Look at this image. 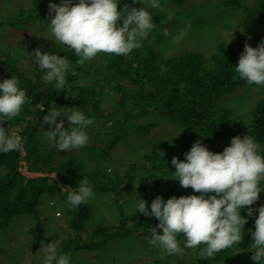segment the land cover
Wrapping results in <instances>:
<instances>
[{
  "label": "trees",
  "instance_id": "trees-1",
  "mask_svg": "<svg viewBox=\"0 0 264 264\" xmlns=\"http://www.w3.org/2000/svg\"><path fill=\"white\" fill-rule=\"evenodd\" d=\"M173 1L179 5L185 0ZM222 2L240 6L238 0ZM243 11V34L233 44L221 42L211 57L197 52L171 57L143 53L138 43L144 44L163 16L154 9H141L122 19L118 30L123 37L114 34L118 25L110 24L109 13L97 14L81 28L70 49L51 53L53 60L74 63L101 49L104 63L92 83L78 82L81 67L51 78L41 63L33 78L18 66L7 65L4 90L25 110L17 122L20 139L12 136L8 143L0 142V228H7L20 215L38 216L40 199L48 195L69 204L70 235L61 243L65 255L94 252L119 237L148 241L158 231L168 230L177 231V238L222 241L211 253L198 252L196 264L225 258L228 264H264V174L259 172L264 148L255 164L233 171L231 186L237 199L225 207L219 201L228 192L222 178L215 177L236 165L238 139L264 144V100L248 122L233 119L230 109L215 103L221 93L255 84V68H264V0L244 6ZM37 20L49 27L68 28L62 5L49 0H36L26 13V25ZM104 93L112 94L116 102L110 113L101 108ZM34 111L40 116H31ZM150 113L188 129L189 142L180 152L164 154L170 143L159 141L123 176L111 175L107 168L91 167L85 172L89 161H107L131 132L149 133L154 123L133 129L127 123ZM98 122L103 129L98 130ZM23 161L29 172L41 175H25L20 170ZM175 172L181 174L172 179ZM133 182L137 184L136 208L126 214L123 195ZM105 192L112 195L121 218L115 225L99 223L86 234L92 214L90 194ZM230 240L235 247H230Z\"/></svg>",
  "mask_w": 264,
  "mask_h": 264
},
{
  "label": "rangeland",
  "instance_id": "rangeland-1",
  "mask_svg": "<svg viewBox=\"0 0 264 264\" xmlns=\"http://www.w3.org/2000/svg\"><path fill=\"white\" fill-rule=\"evenodd\" d=\"M35 1L0 0V142L8 143L12 136L20 139L17 122L25 110L24 105L16 104L15 98L4 90L6 66L14 64L33 78L39 73L37 66L41 63H44L51 78L60 76L66 69L81 67L78 82L92 83L104 63L103 52L98 51L101 49L74 63L53 60L51 53L58 49H70L81 35V28L95 15L109 13L110 24L118 25L113 29L114 34L123 37L118 28H121L125 16L141 9H154L163 18L157 29L145 38L144 44L138 43L139 50L152 57H171L189 52L211 57L218 52L221 42L233 44L243 34V7L257 5V0H238L240 6H225L223 0H185L179 5L173 0H49L53 5H62V19L68 25L64 30L58 25L49 27L41 20L26 25L25 15L34 7ZM67 33L72 36H67ZM261 34L264 39V27ZM142 45L146 47L142 48ZM254 75L258 78L255 84L242 85L215 97V103L232 111L233 119L248 122L256 105L264 100V68L256 67ZM116 107L114 96L104 93L101 108L110 113ZM38 108L44 109L41 105ZM33 115L40 116L37 111ZM150 123L155 126L149 133L140 135L131 132L107 161H89L85 172L91 167L107 168L113 172L111 175L123 176L131 164L140 161L152 149L154 143L168 141L170 145L163 150L164 154H175L189 142L190 134L186 127L157 113L137 116L127 125L133 129ZM96 127L100 130L104 125L98 122ZM263 148L264 144H253L241 138L235 142L236 165L215 175L222 178L228 192L224 200L219 201L221 207L237 199L231 186L235 168L255 164ZM62 155L65 156V152ZM20 168L29 177L41 175L29 172L26 162ZM259 172L264 174V166L259 167ZM180 174L173 173L172 179ZM50 175L56 177V174ZM136 192L137 184L133 182L123 195L126 214L136 208ZM90 196L92 214L85 226L86 234H90L99 223L115 225L119 222L121 217L109 192L91 193ZM67 207L69 204L60 198L45 195L40 199L38 216L20 215L7 228H0V264H196L198 252L211 253L222 243L214 244L189 236L177 238V231L160 230L148 241L136 236L119 237L94 252L84 250L65 255L61 243L70 235ZM232 242L228 241L231 248L235 247ZM209 264L228 263L225 258L223 262L211 261Z\"/></svg>",
  "mask_w": 264,
  "mask_h": 264
},
{
  "label": "built area",
  "instance_id": "built-area-1",
  "mask_svg": "<svg viewBox=\"0 0 264 264\" xmlns=\"http://www.w3.org/2000/svg\"><path fill=\"white\" fill-rule=\"evenodd\" d=\"M24 162H22L21 164H23ZM20 170H21V168H20Z\"/></svg>",
  "mask_w": 264,
  "mask_h": 264
}]
</instances>
